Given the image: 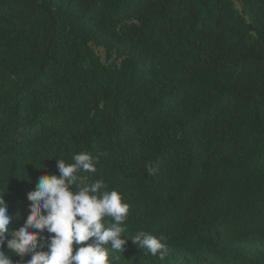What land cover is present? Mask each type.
Segmentation results:
<instances>
[{
    "label": "trees",
    "instance_id": "1",
    "mask_svg": "<svg viewBox=\"0 0 264 264\" xmlns=\"http://www.w3.org/2000/svg\"><path fill=\"white\" fill-rule=\"evenodd\" d=\"M78 152L130 205L127 233L168 248L128 241L112 264H264V0H0L11 230Z\"/></svg>",
    "mask_w": 264,
    "mask_h": 264
},
{
    "label": "clouds",
    "instance_id": "2",
    "mask_svg": "<svg viewBox=\"0 0 264 264\" xmlns=\"http://www.w3.org/2000/svg\"><path fill=\"white\" fill-rule=\"evenodd\" d=\"M56 161L59 175L40 176L27 194L29 215L17 230L9 228L18 217L9 213L0 193V264H14L12 254L21 264L26 257V264H112L109 248L121 253L128 241L165 259L168 248L162 238L144 230L127 233L130 205L122 193L85 175L97 172L98 156L78 152L71 163ZM147 171L155 175L158 169L149 166Z\"/></svg>",
    "mask_w": 264,
    "mask_h": 264
}]
</instances>
